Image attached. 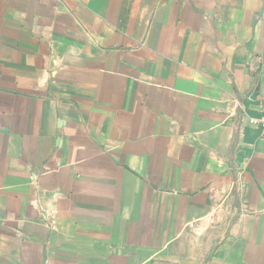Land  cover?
<instances>
[{
	"label": "crops",
	"instance_id": "0c3cea01",
	"mask_svg": "<svg viewBox=\"0 0 264 264\" xmlns=\"http://www.w3.org/2000/svg\"><path fill=\"white\" fill-rule=\"evenodd\" d=\"M264 0H0V264H264Z\"/></svg>",
	"mask_w": 264,
	"mask_h": 264
},
{
	"label": "built area",
	"instance_id": "2783aa9c",
	"mask_svg": "<svg viewBox=\"0 0 264 264\" xmlns=\"http://www.w3.org/2000/svg\"><path fill=\"white\" fill-rule=\"evenodd\" d=\"M252 121L260 128V135L264 138V115L261 118H253Z\"/></svg>",
	"mask_w": 264,
	"mask_h": 264
}]
</instances>
